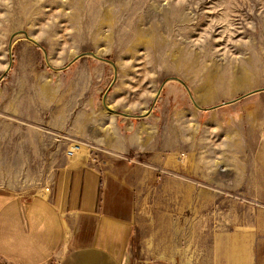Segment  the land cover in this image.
<instances>
[{
	"label": "rangeland",
	"instance_id": "374dc122",
	"mask_svg": "<svg viewBox=\"0 0 264 264\" xmlns=\"http://www.w3.org/2000/svg\"><path fill=\"white\" fill-rule=\"evenodd\" d=\"M73 159L133 187L130 264L251 254L264 0H0V190L46 194Z\"/></svg>",
	"mask_w": 264,
	"mask_h": 264
},
{
	"label": "crops",
	"instance_id": "0c3cea01",
	"mask_svg": "<svg viewBox=\"0 0 264 264\" xmlns=\"http://www.w3.org/2000/svg\"><path fill=\"white\" fill-rule=\"evenodd\" d=\"M47 192L26 196L0 190V258L5 263L130 264L137 214L134 189L125 179L73 159ZM238 247L236 252L226 242L219 244L218 253L202 264H264V238L254 240L251 254L246 243Z\"/></svg>",
	"mask_w": 264,
	"mask_h": 264
},
{
	"label": "built area",
	"instance_id": "2783aa9c",
	"mask_svg": "<svg viewBox=\"0 0 264 264\" xmlns=\"http://www.w3.org/2000/svg\"><path fill=\"white\" fill-rule=\"evenodd\" d=\"M81 148L79 145H74L69 151L68 156L70 158H74L78 152H80Z\"/></svg>",
	"mask_w": 264,
	"mask_h": 264
}]
</instances>
